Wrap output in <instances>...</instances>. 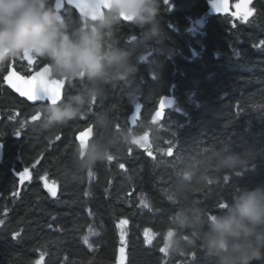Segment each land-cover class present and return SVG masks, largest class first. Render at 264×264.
Here are the masks:
<instances>
[{
  "label": "trees",
  "instance_id": "1",
  "mask_svg": "<svg viewBox=\"0 0 264 264\" xmlns=\"http://www.w3.org/2000/svg\"><path fill=\"white\" fill-rule=\"evenodd\" d=\"M208 2L161 0V44L150 43L137 65L129 86L139 87L135 99L113 81L87 111L47 130L41 127L42 113L29 120L31 107L5 94L2 107L10 101L21 112L2 111L0 120V264H36L42 254L41 264H115L123 245L122 264H212L198 241L177 254L161 251V233L178 207L170 190L181 160L202 161L226 145L248 160L243 171L201 167L203 180L193 181L188 202L210 215L222 210L239 187L264 183V0H251L253 12L246 21L208 16ZM61 11L69 19L80 17L67 4ZM114 35L125 50L141 47L142 29L133 22L121 21ZM80 87L67 82L63 98ZM169 94L175 97L173 107L160 123H152L160 97ZM97 113H107L114 127L136 134L115 150L113 160L76 168V134L92 125V137L97 135ZM144 135L149 150L135 142ZM24 169L30 178L20 186L16 173ZM42 177L57 185L56 197ZM121 220L128 223L120 225ZM144 229L152 233L150 243Z\"/></svg>",
  "mask_w": 264,
  "mask_h": 264
},
{
  "label": "clouds",
  "instance_id": "2",
  "mask_svg": "<svg viewBox=\"0 0 264 264\" xmlns=\"http://www.w3.org/2000/svg\"><path fill=\"white\" fill-rule=\"evenodd\" d=\"M160 2L80 0L82 15L69 19L57 7V0H0V64L28 53L47 62L48 79L81 84L75 93L41 106L43 129H57L87 111L95 98L105 95V85L113 81H119L124 94L135 99L139 87L129 86L137 65L150 43L161 44ZM121 21L142 29L141 47L136 52L122 48L114 35ZM159 50L171 51L163 46ZM93 124L98 134L77 146L73 157L76 168H91L108 159L136 134L133 129L114 127L107 113L95 114ZM180 163L183 166L170 190L178 207L168 230L161 233L164 249L177 254L198 241L197 246L212 264H264V183L239 187L222 210L211 215L188 202L193 181L203 180V175H198L201 167L216 172L243 171L248 160L226 145L202 161Z\"/></svg>",
  "mask_w": 264,
  "mask_h": 264
},
{
  "label": "snow or ice",
  "instance_id": "3",
  "mask_svg": "<svg viewBox=\"0 0 264 264\" xmlns=\"http://www.w3.org/2000/svg\"><path fill=\"white\" fill-rule=\"evenodd\" d=\"M67 3L69 5H75L76 8H78L82 14L83 9L81 8L80 4L76 3V0H67ZM57 7H61V0H57ZM212 7L215 9V11L219 12L221 10L220 6L215 3V0H212ZM239 8L240 5H237ZM247 15L245 14V19H247ZM24 57H26L29 61V63L33 62V57L30 56L28 53L24 54ZM48 68V65H45L39 72H37L35 75L28 77L26 80H24L23 77L17 76L15 72H10L7 76H5V80L16 89L17 92H19L22 96H27L28 100L30 101H45L47 100L49 103H54L56 100L61 98V84L63 82L50 80L45 76V71ZM16 76L17 80H24V83L28 86L27 90L22 88L19 84L13 81L12 77ZM164 98H161V109L165 108L167 105L164 103ZM139 107V106H137ZM162 115L161 111H156L155 117H160ZM154 117V119H155ZM33 119H36V117H33ZM16 135H19V132L16 133ZM83 142V139H80V143ZM139 143V141H135ZM2 143H0V147H2ZM172 150L169 149V154H171ZM151 154V153H150ZM108 160H113V156H109ZM119 167L123 169L125 167L124 164H120ZM21 181L25 179H29L28 175V169H24L22 173L19 174ZM43 179V177H42ZM54 183V182H53ZM45 187L48 188V191L52 197H56L57 191L54 187H49L47 182L45 183ZM13 195H18V193H13ZM141 204L144 207H148L149 205L142 199ZM224 204H221L220 207H223ZM0 223H3L2 220H0ZM128 223L127 220H121L120 225H126ZM19 233H13V236H18ZM145 242L148 243V230H145ZM121 243H124V233H121ZM121 252L124 251L123 248L120 249ZM161 251H165L164 248L161 249ZM44 259L43 254L41 255V260L37 261L36 264H41V261Z\"/></svg>",
  "mask_w": 264,
  "mask_h": 264
},
{
  "label": "water",
  "instance_id": "4",
  "mask_svg": "<svg viewBox=\"0 0 264 264\" xmlns=\"http://www.w3.org/2000/svg\"><path fill=\"white\" fill-rule=\"evenodd\" d=\"M232 1L233 0H215V3L217 5L220 6L221 10L219 12L215 11V9L212 7V0H209L208 2V5H207V15L208 16H213V15H233V7H232ZM67 4L68 6H71L73 7L77 12L78 14L81 16L82 14L79 12V9L75 7V5H69L67 3V0H61V7H60V10L62 9L63 7V4ZM76 3L80 4V0H76ZM129 22V21H127ZM193 54L194 56L196 55V53L193 51ZM146 55H144L145 57ZM43 68V67H42ZM41 69H39L38 71L32 73L31 75L29 76H22L20 73H17L14 69H10L9 72L5 75L7 76L10 72H15L17 74V76H20V77H23L24 80H26L28 77L30 76H33L35 75L37 72H39ZM13 81L16 82L17 84H19L22 88H24L25 90H27V85L24 83V80H17L16 79V76H13L12 77ZM4 80H5V77H4ZM66 82V81H65ZM65 82H63L60 86L61 88V98L63 96V91H64V88H65ZM5 83L6 85L8 86V88L10 90H12L16 95H18L20 98L32 103V104H35V103H38V102H48L47 100L45 101H30L28 100L27 96H22L19 92L16 91L15 88H13L8 82L7 80H5ZM164 98V103L167 105L165 108L161 109V98ZM49 103V102H48ZM175 103V97L174 95L172 94H169V95H163L160 97L158 103H157V107L156 109L154 110V112L151 114V117H150V121L154 124H158L162 121V119L164 118V115H165V112L169 109H171L173 107ZM156 111H161L162 112V115L160 117H155V113ZM40 113H37L34 117H38ZM155 117V119H154ZM33 119V118H32ZM93 135V126L90 125L86 128H84L82 131L78 132L76 134V140L77 142L80 144V139H84V140H87L89 138H91ZM2 159H3V151H2V147H0V165L2 163ZM24 171V170H23ZM23 171L21 172H18L16 173V176L19 178V185L21 186L23 184V182H25L27 179L21 181L20 179V176L19 174L22 173Z\"/></svg>",
  "mask_w": 264,
  "mask_h": 264
},
{
  "label": "flooded vegetation",
  "instance_id": "5",
  "mask_svg": "<svg viewBox=\"0 0 264 264\" xmlns=\"http://www.w3.org/2000/svg\"><path fill=\"white\" fill-rule=\"evenodd\" d=\"M64 4H63V6H64ZM144 55H146L144 57V58H146L148 54H144ZM45 65H47V62L43 58L33 57V62L29 63L28 59L26 57H24V55L13 57V58L9 59L8 61L4 62L3 64H0V120H1V116H2V111L6 110V111H8V114H11V115H18L21 112L20 108L13 106L10 101H7L6 106L2 107V105H3L2 100L5 99V94L8 91L11 92L12 94H14L16 97L20 98L12 90H10L5 83L4 77L9 72V70L14 69L17 73H20L22 76H29L32 73H34V72L38 71L39 69H41L42 67H44ZM66 84H67V81L65 82V88H66ZM65 88H64V91H65ZM64 91H63L62 98L64 97ZM20 99H22V98H20ZM22 100L31 107V111L29 112V113L32 112L31 117L29 118V120H31V121L34 120L32 118L37 113H40L39 116L41 115V112L39 111V109L44 104L48 103V102H38V103L32 104V103H30L24 99H22ZM23 109H24V106H23ZM134 115H136V113L133 114V117H135ZM2 145H3V143H2ZM2 151L4 152L3 146H2ZM28 172H29V170H28Z\"/></svg>",
  "mask_w": 264,
  "mask_h": 264
},
{
  "label": "rangeland",
  "instance_id": "6",
  "mask_svg": "<svg viewBox=\"0 0 264 264\" xmlns=\"http://www.w3.org/2000/svg\"><path fill=\"white\" fill-rule=\"evenodd\" d=\"M237 5H240V7L238 8ZM232 7H233V17L237 20H240V21L248 20L249 17L252 15V12H253L252 7H251V0H233ZM245 14H248L247 19H245ZM134 116H136V115H134ZM136 141H139L138 144L140 145V147H142L146 150H149L150 142H149V139L146 135L137 138ZM46 182L49 185V187H54L55 189H57V185L55 183H53V182H51L45 178H43L44 187H45ZM46 189L48 190V188H46ZM145 230H148V238H149V241L151 242L152 233H151L150 229H144L143 230L144 237H145ZM150 242H148V243H150ZM121 248L124 249L123 252L120 251ZM124 259H125V247L123 245V246H120V248H119L118 257H117V261L115 264H122L124 262Z\"/></svg>",
  "mask_w": 264,
  "mask_h": 264
}]
</instances>
